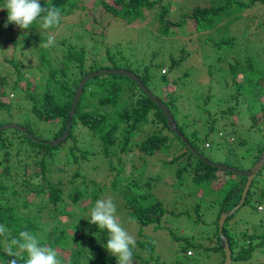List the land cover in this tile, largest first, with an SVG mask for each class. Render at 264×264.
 <instances>
[{
  "label": "trees",
  "instance_id": "trees-1",
  "mask_svg": "<svg viewBox=\"0 0 264 264\" xmlns=\"http://www.w3.org/2000/svg\"><path fill=\"white\" fill-rule=\"evenodd\" d=\"M163 1L100 0V3L104 7L100 10L102 13L100 18L103 21V17L110 13L121 21L132 24L140 17H145L146 12L153 10L161 24L159 32L170 36L175 33L174 31L177 27L183 26L185 23L183 20L189 17L195 21L196 29L199 32L209 31L208 40H214L211 54L213 57H218L217 62L221 61L220 64H222V60L227 58L215 55L220 50H223L224 53L227 52L224 49L232 45L233 38L229 35L231 24L241 18V14L246 8L264 4V0H212L210 5L197 6L183 13L182 21H175L170 17L171 5L169 3L164 4ZM5 2L6 0H0V7H3ZM40 2L45 8L55 6L60 10L61 16L67 17V15L74 13L80 7V2H83V0H40ZM7 15L6 9L0 10V35H8V38H3L4 41L7 39L15 47L18 45L28 47V44L30 46L31 43L28 40L31 38V35H29V32L36 30L41 25V21L38 19L27 30H22L14 24H9L5 28L4 24L7 21ZM106 31L105 26L100 31V34L106 36ZM216 34L218 35L217 37ZM36 37L38 40H45L40 35ZM157 39H160L159 36H157ZM22 41L26 43L21 44ZM31 46L33 47V44ZM51 47L45 48L42 46L39 49L42 62L40 70L45 71L46 69L48 73V77L46 78L48 88L45 91H41L40 88L36 87V82L31 79L25 82L24 79H27V77L25 73L19 71V63L15 61L14 57L9 59V56L3 53L6 55L4 56L6 61L16 68L15 73L19 72V77L17 81L12 82H8L7 77L0 78V112L5 109L10 116L13 115L11 112L13 103L8 91L9 86L7 85H12L10 88L15 90L21 88L20 85L22 83H26L27 95L31 102L30 111L45 123H55L56 127L54 128L53 136L54 139H57L67 131V120L79 82L85 75L95 70L92 69L91 72L90 70L86 71L89 69L90 64L93 63V58L100 60L101 56H107V59L115 61V57L110 49L103 45V42H94L90 45L85 43L78 45L70 43L63 52L64 59L62 64L52 67L49 54L52 50ZM101 47H104L107 55L102 54L101 51V56H94V52L97 55ZM253 48L258 52L259 49L264 48V45L260 46L256 44ZM92 52L93 56L90 54ZM116 54L119 55V51ZM190 54L183 49L180 57L177 58L171 55L169 63L165 62V60L157 62L151 60L148 63L144 62L141 65L142 68H136L135 71L129 67L127 69L135 72L144 85L153 93V87L159 84L164 83L168 87L169 97L167 95L166 98H162L154 94L168 106L177 127L185 135L188 142L198 149L197 144H200L198 128L207 126L204 141L208 142L209 136L220 130L217 126L218 119L220 118L207 106L211 95H208L207 101L202 102L201 105H188L187 108H184V110L187 109L185 114L184 110L180 109L179 102L182 101L181 106L190 102L188 101L189 95L187 92L178 94L175 98L170 93L173 92L175 94L176 89L188 85V78L192 80L190 77L193 75L189 70H185L178 78H175L174 74L181 71V64L188 60ZM155 55L156 53H153V57ZM121 56L119 60L126 61L130 66L134 63L126 55L123 54ZM225 56L228 57L227 60H232L235 57L232 55L231 50L225 53ZM235 58L234 61L229 60L233 63H231L230 70L227 72L231 74L235 93L232 92L234 95L231 93L228 99H226L228 105L222 109V113L224 115H229V112L233 114L232 108L235 106L232 105V102L235 99V102H237L235 104L241 103L240 94L244 87L251 90L258 89V98L255 99V104L258 105L259 110H264V65L261 59H259V55L253 52L243 62H240L237 57ZM88 61L90 63H87ZM1 67L5 68L4 65ZM113 67H117V65L114 64ZM164 67H167V69L165 70ZM213 68V65H210L208 68L210 75L213 73ZM153 69H156L160 76L158 82L156 81ZM109 77L113 79L110 80L108 79ZM94 83H97L96 90H93L95 88L93 86ZM243 84L246 85L243 86ZM6 91H8V94ZM106 107H111L112 109L106 110ZM194 107H197V109L195 110ZM179 110L181 111V115H179ZM196 111H199V113ZM4 123L0 121V125ZM26 128L36 139L29 137L28 134L17 129L0 130V152L4 156V159H0V165L4 164L3 172L0 174V224L8 228L10 233L8 239L18 237L21 231L34 233L42 246L58 250L60 253L59 258L64 264H117V257L110 254L106 249L109 238L107 229H99L98 225L91 224L86 217V210L92 209L97 200L105 198L107 195L113 196L117 203L116 197H118L120 204H118L117 210L125 208L132 216L133 222L139 225L138 235L141 238L136 242L138 249L136 247L133 249L132 259L145 261L142 252L148 253L151 256V260L154 259L156 240L153 236L146 235L144 231L150 225H153L156 229L161 228V223L169 213V210L165 205V201L157 199V201L148 202V199L155 196L153 191L154 189H158L161 183L168 185V182L165 180L163 173L158 176H151L152 172H145L141 166L156 154L162 153L170 157V159H163L160 162L163 164V166L161 165L163 169L175 166L173 178L176 183L180 182L182 179L181 172L184 171L180 165V159H185V156L188 154L199 159L202 164L196 168L193 166L191 159H186L187 165L185 170L194 174L195 188L199 186V190L204 184L215 183L219 178H224L222 180L224 184L228 183L229 176H218V173H215L218 170L189 150L187 144L172 131L164 112L134 80L125 75L96 76L86 84L76 108L71 131L61 143L50 145L46 142L49 139L37 136L30 126ZM81 129H85L88 135L99 138L101 147L98 150L95 149V152L107 159H103L102 162L100 161V165L94 167L102 170H100L98 176L93 178L88 177L86 173L82 175L79 167L74 178L68 179L69 182L67 184L70 187L66 191L64 189V179H66L65 175L67 173L66 167L62 164H57L54 156L69 140L77 141L79 136L77 130L80 131ZM171 133L183 143L185 152L181 151L182 148L177 149L174 147L169 136ZM38 138L40 141L37 140ZM255 149L256 152L254 153V157H252L254 161L251 166L258 161L263 153L264 143L258 144ZM77 150V146H73L70 149V153L74 157L72 161L78 163L80 160H86V153L89 150L81 151L82 159L75 156ZM250 150L252 149L249 148L246 151L250 152ZM126 159L131 160L132 163L127 165L128 161ZM18 171L22 172V174L18 175ZM263 172L264 168L256 179L263 177ZM60 173L61 175H59ZM53 174L59 175L57 182L51 177ZM20 176L24 177L21 182L24 188L16 189V187H10L8 183L16 181ZM80 176L82 185H77L75 184V180ZM99 177H102L101 180ZM238 178L237 181L232 180L233 186L229 189L226 196L219 201L221 209L216 223L218 228L222 213L233 209V207L240 203L243 197L247 179L242 176H238ZM32 179H35L36 182H32ZM108 179L109 182H107ZM256 179L251 184L246 199L240 207L249 204L255 198L254 196L257 191L259 193L258 187L260 186L256 185ZM214 186L217 189L216 185ZM9 190L12 191V195L18 196L19 202L14 203L11 201L10 196H5ZM261 191L264 194V187ZM29 194L34 195V198H43L44 195H48L47 204L39 206L38 213H34L29 209V207H34L37 204L34 200L26 197ZM66 199L71 200L75 208L74 206L71 208V205L65 201ZM83 203H85V206H82ZM260 204L264 203L261 202ZM196 208L199 210L197 204ZM41 211L46 212V220L43 219ZM238 212H240V208L227 218L223 229V233L229 238L233 251L232 264H264V262H258L259 258L253 259V253L256 250L260 253L259 249H264V228L256 230L253 228L238 229L234 227L235 235L242 234L245 239L244 244L237 243V239L229 231L228 223ZM63 213L64 215H62ZM171 214H173L172 211ZM66 215H70L72 219H62V216ZM53 219L55 223H52ZM50 222L52 223L51 226ZM260 224L264 225V222ZM49 226L50 229H48ZM69 229L73 231L72 235L69 233ZM172 238L179 242V252L185 257L181 261V264H187V262L195 260L196 257L188 256L187 251L194 249L198 252L196 246H198V249L202 248L200 243L203 241H199V244L195 245L189 240L185 241L180 235H172ZM5 246V237H0V264H7V261L12 259V257H8L5 253ZM240 246L242 248H239ZM213 249L216 253L219 251L224 253L221 240L218 247ZM224 256L225 254H223ZM17 259L18 264H26L27 253H21ZM193 262L197 263V261Z\"/></svg>",
  "mask_w": 264,
  "mask_h": 264
},
{
  "label": "rangeland",
  "instance_id": "rangeland-1",
  "mask_svg": "<svg viewBox=\"0 0 264 264\" xmlns=\"http://www.w3.org/2000/svg\"><path fill=\"white\" fill-rule=\"evenodd\" d=\"M211 2L212 0L163 1L164 4L169 3L171 5L170 17L175 21H182L181 18L183 13L190 11L197 6L210 5ZM103 8L100 0H83V2H80V7L76 9L74 13L67 15V17L61 16L60 24L58 26L51 29H44L41 22V25L36 30L29 32L31 38L28 42L31 44L30 46L28 44V47H22L19 45L15 47V45L13 46V43L8 42L7 39L4 41L3 38H8L7 34L0 35V65L5 66V68L0 66V78L7 77L8 82H12L17 81L19 77V72H17V74L15 73L16 68L4 58L6 55L3 53H6L9 56V59L14 57L15 61L19 63V71L25 73L27 77V79H24L25 82H28V79H31L36 82V87L40 88L41 91H45L48 88L46 82L48 73L46 72V69L45 71L40 70L42 62L39 49L47 42L49 35L55 36V44L51 47L52 50L51 53H49L52 67L62 64L64 59L63 52L70 43L77 45L85 43L90 45L94 42H103V45L107 46L114 54L115 58H113L115 61L112 59L109 60V58L107 59V56H101V51L102 54L107 55V51L104 50V47H101L99 48L97 55L93 51L95 54L94 56H101V59L97 60V58H93V63L90 64V67H93H91V69L89 67V69L86 70H90V72L92 69H95L93 71H98L113 68L127 69L128 67L135 71L136 68H142L141 65L144 62L148 63L151 60L154 62L165 60V62L169 63L171 55L178 58L180 57L182 50L185 49V51L191 53L190 57L187 61L181 64V71L174 74L175 78H178L185 72V70H189L193 75L190 77L192 80L190 79V81L188 78V85L176 89L175 94L173 92L170 93L173 94L175 98L178 94L187 92L189 95L188 101L190 102L182 104V106L180 105L182 101L179 102L182 111L191 104L194 106L201 105L202 102L207 101L208 95H211L207 106L220 118L218 119L219 121L217 125L220 130H217L209 136L208 143L210 145L208 147H205L207 141H204L207 126L198 128L200 144H197V146L199 151L203 157L209 161L243 168L244 170L248 169L253 164L254 159H252V157H254V153L256 152L255 148H257L258 144L264 143V110H259L258 105L255 104V99L258 98V89L251 90L244 87L240 94L241 103L235 104L237 103L235 102V99L232 102V105L235 106L232 108L233 114L229 112V115H224L222 109L227 107L228 104L226 103V99H228L229 95H231L232 92L235 93L231 74L227 73L230 70L231 63H233L230 61H234L236 59L235 57H237L240 62H243L247 56L254 52V54L259 55V59H261V62L264 65V48L259 49L258 52L253 48L256 44L260 46L264 45V4H258L246 8L242 12L241 18L231 24L229 27V35L233 38V43L227 49H224V51H227L225 53H228V51L231 50L232 55L235 57L232 60L229 59V61L223 50L218 51L215 56L220 55L222 58H227L222 60V64H220L221 61L217 62L218 57H213L211 54V51H213L212 44L214 40H208L209 31L199 32L196 29L195 21L189 17H186V19L183 20L185 21L183 26L177 27L174 31L175 33L169 36L159 32L161 24L153 10L146 12L145 17H140L132 24H127L110 13L106 14L102 21V18H100L102 16L100 10ZM105 26L107 29L106 36H103L100 34V31ZM217 34L216 37L218 36ZM37 35L44 37L45 40H38L36 37ZM157 36H159L160 39H157ZM22 43L26 42L22 41L21 44ZM32 44L33 47L31 46ZM118 51L119 55L116 54ZM93 52L90 53L92 56ZM153 53H156L154 57ZM123 54L134 62L131 66L130 64H127L126 61L119 60ZM87 63L90 62L88 61ZM114 64H116L117 67H113ZM210 65H213L214 67L211 75L208 73ZM85 69L87 68L85 67ZM164 69L166 70L167 67H164ZM153 72L156 76V81L158 82L160 76L156 69H153ZM103 75L108 76L114 74ZM108 79L111 80L113 78L109 77ZM25 85L26 83H22V85H20L21 88L15 90L10 88L12 85H7L9 86L8 91L13 103L11 110L13 115L10 116L8 111L4 109L0 112V121L5 123H17L23 127L24 125L25 127L30 126L37 136L47 138L49 139L48 141L54 140L53 132L56 127L55 123H45L39 120L36 115L30 111L31 102L27 95V86ZM245 85L246 84H243V86ZM93 86H95L93 90H96L97 83H94ZM8 91H6L7 94ZM153 91L162 98H166L167 95L168 97L170 96V94H168V87H166L164 83L153 87ZM234 93L232 94L234 95ZM194 108L195 110L197 109V107ZM105 109L111 110L112 108L106 107ZM186 110L187 109L184 110V113ZM196 112L199 113V111ZM179 115H181L180 110ZM220 132H222V135L219 134ZM77 133L79 134L77 141L69 140V142L66 143L61 150L56 152L54 156L57 164H62L66 167L65 169L67 173L65 175L66 179H64V189L66 191L70 187V185L67 184V182H69L68 179L71 180L74 178L79 167L82 175L83 173H86L88 177L93 178L98 176L100 170H102L94 167L100 165V161L102 162L103 159H107L103 155L95 152V149L98 150L101 147L98 137L88 135L85 129H81L80 131L77 130ZM169 136L171 137V142L174 147L177 149L182 148L181 151L185 152L183 143L177 139L173 133L169 134ZM242 140L243 142L241 143ZM245 140H247V142H245ZM73 146L78 147L75 156L79 159L83 158L81 154L82 150H89L86 153V160H80L78 163L72 161L74 157L71 155L70 149ZM249 148L252 150H250V152L246 151ZM0 153V159H4L2 152ZM14 159H16V157H14ZM163 159H170V157L165 156V154L162 153L156 154L153 158L148 159L147 163H143L141 168L145 172H152L151 176H158L163 173L168 185L161 183L158 189H154L153 194L155 196L148 199V202L157 201V199L165 201L169 213L164 217L161 223V228L156 229L153 225H150L146 227V230L144 231L146 235H151L156 240V247L153 255L154 259L151 260V256L148 253L142 252L145 261L133 259V264H181V261L185 257L179 252V242L174 240L172 235H180L182 239L185 241L189 240L195 245L199 244L198 241L203 240V243H200L202 248L198 249V246H196V250L201 251L196 253L193 250L194 253L192 257L196 256L195 260H193L197 261L196 264H220L224 253L219 251V254H217L213 249L218 247L220 241V232L216 224L218 213L221 209L219 201L226 196L229 189L233 186L232 180L237 181L239 179L238 175L215 168L218 170L215 172L218 173V176H229L228 183L224 184L222 181L224 178H219L215 183L204 184L198 190L199 186L197 188L194 187V185H196L193 178L194 174L186 171L185 167L187 165L186 159H191L194 167H200L202 164L199 159L190 156V154L185 156V159H180V165L184 171L181 172L182 179L179 183H176L173 178L175 174V166L173 168L169 167L168 169H163V164L160 162ZM126 160L128 161L127 165L132 163L131 160ZM3 168L4 164H1L0 174L3 172ZM101 168H103V166H101ZM19 171L17 174L21 175L22 172ZM59 175H61V173ZM59 175L53 174L51 177L57 182ZM101 178L102 177H99L100 180ZM23 179L24 177L20 176L16 181L9 182L8 184L10 187L23 189L24 186L21 185ZM32 182H36L35 179H32ZM107 182H109V179ZM75 184L82 185L81 176L75 180ZM214 185H216L217 189H215ZM256 185L260 186L258 187L259 193L257 191L254 196L255 198L249 204L240 207V212H238L234 218H231L228 223L229 231L233 233L234 237L237 239V243L241 242L244 244L245 239L242 234H238L239 236L235 235L234 227L238 229L253 228L256 230H262L264 228V225L260 224L261 222H264V210L262 212L258 211V204L261 202L264 203V194L261 191L264 187V172L263 177H258L256 179ZM5 196H10L11 201L14 203L19 202L18 196L12 195V191L10 190L6 192ZM26 197L37 203L34 207H29L34 213H38L39 206L47 204V194L44 195L43 198H34V195L30 194ZM108 197L113 199L116 207L119 206L120 199L118 197H116L118 203L113 196L107 195L105 198ZM65 201L71 205V208H73L72 206L75 208V205H73L71 200L66 199ZM196 204L198 205L199 210H197ZM82 206H85V203H83ZM171 211L173 214H171ZM42 214L43 219L46 220V212L41 211V215ZM90 214L91 208L86 210V217L88 220L90 219ZM62 215H64V213ZM116 216L121 226L129 231V233L135 237L137 242L141 238L138 235L139 225L136 222H133L132 216L129 212L125 208H120L116 211ZM62 219L71 220L72 217L66 215L62 216ZM52 223H55L54 219ZM52 223L50 222V226ZM50 226L48 229H50ZM69 233L72 235L73 231L69 229ZM239 248H242V246ZM136 249H138L137 245ZM259 250L260 253H258L257 250L253 253V259L259 258L258 262H264V249L260 248ZM193 261L187 262V264H195Z\"/></svg>",
  "mask_w": 264,
  "mask_h": 264
},
{
  "label": "clouds",
  "instance_id": "clouds-1",
  "mask_svg": "<svg viewBox=\"0 0 264 264\" xmlns=\"http://www.w3.org/2000/svg\"><path fill=\"white\" fill-rule=\"evenodd\" d=\"M4 9H6L8 13L7 21L4 24L5 28H7L9 24H14L22 30H27L39 19L44 29H51L58 26L61 20V12L58 8L55 6L45 8L41 5L40 0H6L4 6L0 7V10ZM54 44L55 36L49 35L47 42L42 46L48 48ZM220 135H222V133H220ZM209 145L208 142L205 143V147ZM258 209L262 212L264 210V204H259ZM116 211V204L111 197L99 199L91 209L89 222L98 225L99 229H107L109 238L107 240L106 249L110 254L117 257V264H133V249L136 247V239L129 231L121 226L116 216ZM219 232L222 242L221 236L225 234L223 230L220 231V224ZM9 235L8 228L0 224V237H5L6 246L4 251L8 257H12V259L7 261V264H18L17 258L24 252L27 253L26 264H63L62 260L59 258L60 253L58 250L48 246H42L40 240L34 233L21 231L18 237H13L11 239H8ZM240 244L243 243L240 242ZM193 250L194 249L188 250L187 255L192 257L195 251ZM200 251L195 252L199 253ZM223 258L225 261V256Z\"/></svg>",
  "mask_w": 264,
  "mask_h": 264
},
{
  "label": "water",
  "instance_id": "water-1",
  "mask_svg": "<svg viewBox=\"0 0 264 264\" xmlns=\"http://www.w3.org/2000/svg\"><path fill=\"white\" fill-rule=\"evenodd\" d=\"M103 74L125 75V76L131 78L132 80H134L140 86V88L164 112V114L166 115V117L168 119V123H169L172 131L174 133H176L187 144L189 149H191V151H193L194 154L198 155L203 161H205L209 165H212L214 168L222 169L224 171H229V172H232L238 176L245 177L247 179V182H246V185H245V188L243 191V197H242L240 203L237 206H235L232 210L224 211L221 215L219 224H220V231H222L227 218L229 216H231L232 214H234L240 208V206L244 203L251 184L254 182V180L256 179L258 174L264 168V151L261 154V156L259 157L258 161L253 166H251L250 168H248L246 170L240 169V168L234 167V166L215 163L213 161H209V160L205 159L203 157V155L199 152V150L196 149L193 145H191L188 142L185 135L177 127V124L175 122L173 114L170 112L168 106L160 98H158L151 90H149V88L147 86L144 85V83L141 81V79L137 76V74L135 72L128 70V69H125V68H115V69H104V70L102 69V70H98V71H93V72L85 75L82 78V80L79 82V85H78L76 92H75V95H74L72 107H71L70 114H69L68 120H67V122H68L67 131L61 137L54 139L52 141H46V142L50 145H56V144L61 143L69 135V133L71 131L72 121H73V118H74L75 113H76V108H77V105L79 103V100L81 99V96L83 94V91H84L86 84L92 78H94L96 76L103 75ZM3 129H17V130H20V131L28 134L29 137L35 138L32 133H29L28 128L23 127L17 123H5V124L0 125V130H3ZM37 140L40 141L39 139H37ZM221 239H222V244H223V248L225 251V261L223 262V264H232V261H233L232 253H233V251H232V248L230 245V241H229L228 237H226L225 235L221 236Z\"/></svg>",
  "mask_w": 264,
  "mask_h": 264
}]
</instances>
